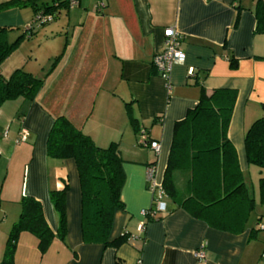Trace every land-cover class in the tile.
<instances>
[{
	"label": "crops",
	"instance_id": "0c3cea01",
	"mask_svg": "<svg viewBox=\"0 0 264 264\" xmlns=\"http://www.w3.org/2000/svg\"><path fill=\"white\" fill-rule=\"evenodd\" d=\"M63 1L53 0V19L34 30L36 35L53 23L44 29L43 45L47 56L61 52L58 65L33 101L18 98L0 106V261L21 196L40 201L50 229L57 232L49 192L62 188L65 181V241L55 237L42 254L37 239L22 232L14 264H261L264 230L257 226L264 223V203L259 186L255 189L249 177L259 185L264 168L247 162L244 147L248 127L264 117V32L255 31L257 0H105L101 11L96 10V0H78L73 7L59 5ZM34 14L30 6L0 12V27L12 29L8 42L25 31ZM167 27L182 34L186 57L164 80L152 58L163 48ZM32 35L1 63L4 77L21 66L19 61L12 67L6 63L21 45L31 43ZM25 62L21 68L34 74ZM220 88L235 91L226 137L235 149L245 186L249 190L250 183L253 190L254 207L244 230L234 234L211 228L166 194V211L144 218L141 210L149 208L152 199L148 170L153 169L156 183L162 185L174 124L197 104L201 89L210 94ZM59 115L100 147L118 142L124 174L122 207L114 210L108 234V241L126 235L118 246L82 240L75 161L46 153L47 134ZM130 115L158 142V151L137 144ZM173 177L179 197L185 198L190 170H177ZM200 248L202 260L195 255Z\"/></svg>",
	"mask_w": 264,
	"mask_h": 264
},
{
	"label": "trees",
	"instance_id": "16d2710c",
	"mask_svg": "<svg viewBox=\"0 0 264 264\" xmlns=\"http://www.w3.org/2000/svg\"><path fill=\"white\" fill-rule=\"evenodd\" d=\"M26 6H30L35 14L42 11L55 15L56 7L43 0H6L0 2V12ZM255 15V31L263 33L262 0H257ZM11 30L0 27V65L24 37L34 34V30L25 29L8 42L7 35ZM43 83L42 78L21 68L15 69L9 77L0 72V106L7 100L18 98L33 101ZM196 83L200 84L197 80ZM234 101L235 91L232 89L220 88L210 94L201 89L197 104L174 124L162 187L164 193L192 217L204 221L211 228L238 234L244 230L254 199L242 180L235 149L226 137ZM129 122L136 132L141 130L131 115ZM244 147L247 162L264 168V117H258L248 127ZM46 153L50 158H72L75 161L81 193L83 242L114 246L124 242L127 239L125 234L108 241L114 210L122 207L119 194L124 174L118 142L112 141L108 146L100 147L68 118L59 115L53 119L47 134ZM187 169L190 170L187 196L181 198L173 175L177 170ZM67 190L68 184L64 181L62 188L49 192L58 219L56 233L52 232L44 217L41 202L31 196H21L18 200L19 215L7 234L0 264H14V253L22 232L37 239V247L42 254L55 237L65 241ZM259 191L260 201L264 203V177L259 179Z\"/></svg>",
	"mask_w": 264,
	"mask_h": 264
},
{
	"label": "built area",
	"instance_id": "2783aa9c",
	"mask_svg": "<svg viewBox=\"0 0 264 264\" xmlns=\"http://www.w3.org/2000/svg\"><path fill=\"white\" fill-rule=\"evenodd\" d=\"M68 7L77 5L78 0H64ZM95 7L97 11H101L105 7V0H96ZM53 19V15L49 13H43L39 11L34 14L32 20L27 24V30H36L44 23H47ZM164 41L161 51L156 52L152 58V66L156 70L157 74L164 80H168L172 70V66L176 63H182L185 60V53L181 48L182 34L172 27H167L163 31ZM190 76H193V72L190 71ZM137 144L142 147H149L155 151H158L159 144L157 141L150 140L147 132L141 129L138 132ZM148 187L152 193L151 204L149 208L141 210V215L144 218H152L159 212L166 211V204L164 201V189L161 184L156 183L153 176V169L148 170ZM143 223L138 225V230H142ZM258 229L264 230V223H260L257 226ZM196 257L199 260L204 259V252L200 248L195 252ZM261 264H264V250L260 255Z\"/></svg>",
	"mask_w": 264,
	"mask_h": 264
},
{
	"label": "rangeland",
	"instance_id": "374dc122",
	"mask_svg": "<svg viewBox=\"0 0 264 264\" xmlns=\"http://www.w3.org/2000/svg\"><path fill=\"white\" fill-rule=\"evenodd\" d=\"M43 1L50 4L53 0H43ZM52 25H53V23L48 25V27L52 26ZM59 25H60V23H59ZM45 28L38 30L37 31L38 33L36 35L34 34L35 36L32 35L33 37L31 39L30 44L21 45L19 51L14 53L15 55L13 57L11 56L9 61H7L6 64H9V66L12 67L14 64H16L19 61V63H21L20 65L23 67L24 61H26L25 64L28 62V65H27L28 68L27 69L30 68L34 72V74H32V75L35 77H38V78H42L45 81L46 77L54 71V69L56 68V65H58L60 59L63 56L61 54V52L58 54H51V56H47V51H45L46 49L43 45V43H44L43 34H44ZM22 31H23V29H22ZM55 31L58 32L59 30H55ZM14 37H15V35H14ZM48 57H51V58L49 59ZM21 66L17 67V69L21 68ZM21 69H23V68H21ZM23 70L28 71L25 68ZM8 75H10V74H8ZM8 75H7V77H9ZM250 175H252V174L251 173L248 174V176H250ZM249 179H250V181H252V184L254 185L253 187H255V189H258L259 185L256 182L254 176L249 177ZM248 185H249L248 186L249 192L252 195V193H253L252 187H251L250 183Z\"/></svg>",
	"mask_w": 264,
	"mask_h": 264
}]
</instances>
